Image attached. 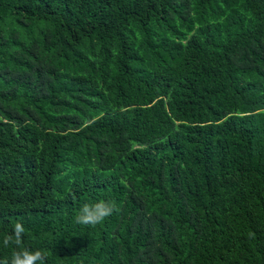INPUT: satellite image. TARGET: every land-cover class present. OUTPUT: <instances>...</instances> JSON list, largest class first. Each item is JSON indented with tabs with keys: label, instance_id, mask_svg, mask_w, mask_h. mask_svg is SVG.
Instances as JSON below:
<instances>
[{
	"label": "trees",
	"instance_id": "obj_1",
	"mask_svg": "<svg viewBox=\"0 0 264 264\" xmlns=\"http://www.w3.org/2000/svg\"><path fill=\"white\" fill-rule=\"evenodd\" d=\"M17 221L46 264H264V0H0V260Z\"/></svg>",
	"mask_w": 264,
	"mask_h": 264
},
{
	"label": "clouds",
	"instance_id": "obj_2",
	"mask_svg": "<svg viewBox=\"0 0 264 264\" xmlns=\"http://www.w3.org/2000/svg\"><path fill=\"white\" fill-rule=\"evenodd\" d=\"M115 210L113 202L100 200L92 204H85L75 216V221L83 225H96L102 223L111 216ZM25 228L23 223L17 221L10 233L3 235V246H14L11 258L0 260V264H46L47 254L45 251L37 249L31 250L23 244V234Z\"/></svg>",
	"mask_w": 264,
	"mask_h": 264
}]
</instances>
